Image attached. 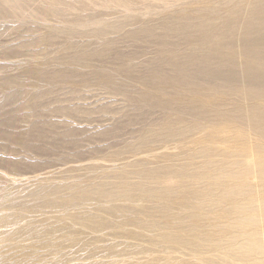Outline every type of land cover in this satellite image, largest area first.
Wrapping results in <instances>:
<instances>
[{
    "label": "rangeland",
    "instance_id": "obj_1",
    "mask_svg": "<svg viewBox=\"0 0 264 264\" xmlns=\"http://www.w3.org/2000/svg\"><path fill=\"white\" fill-rule=\"evenodd\" d=\"M224 1L0 0V264H205L212 258L160 243L157 235L173 221L139 213L147 203L89 198L85 191L114 181L135 161L149 167L179 147L205 144L204 138L186 145L154 142L138 154L129 151L164 118L149 107L150 88L142 80L162 55L156 40L162 23L225 7ZM251 1L227 0L226 7L245 14ZM132 30L141 31L131 36ZM175 34L173 47H184ZM108 76L117 85L106 86ZM226 125L206 134H243ZM257 139L245 133L242 146L227 149L255 159ZM253 206L260 225L264 213ZM200 222L219 221H192Z\"/></svg>",
    "mask_w": 264,
    "mask_h": 264
},
{
    "label": "bare ground",
    "instance_id": "obj_2",
    "mask_svg": "<svg viewBox=\"0 0 264 264\" xmlns=\"http://www.w3.org/2000/svg\"><path fill=\"white\" fill-rule=\"evenodd\" d=\"M223 5L162 23L164 33L156 37L162 55L142 80L150 88L149 107L161 110L164 118L129 151L138 154L154 142L175 145L204 138L207 143L191 151L179 147L175 156L162 155L161 164L146 167V161H135L116 172L114 181H101L85 194L147 203L139 213L173 221L160 231L158 241L176 251L212 256L202 260L205 264H264V217L255 225L250 213L254 202L264 213V0H252L245 14L242 8L226 7L227 0ZM141 30L155 34L151 27ZM172 33L186 45L173 47ZM104 83L117 85L110 76ZM224 124L258 137L252 147L255 159L228 151V146L241 144L242 133L232 138L206 134V128ZM168 178L176 183L165 184ZM208 216L218 224L192 223Z\"/></svg>",
    "mask_w": 264,
    "mask_h": 264
},
{
    "label": "water",
    "instance_id": "obj_3",
    "mask_svg": "<svg viewBox=\"0 0 264 264\" xmlns=\"http://www.w3.org/2000/svg\"><path fill=\"white\" fill-rule=\"evenodd\" d=\"M40 230H43V229L40 228Z\"/></svg>",
    "mask_w": 264,
    "mask_h": 264
}]
</instances>
